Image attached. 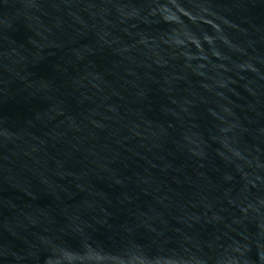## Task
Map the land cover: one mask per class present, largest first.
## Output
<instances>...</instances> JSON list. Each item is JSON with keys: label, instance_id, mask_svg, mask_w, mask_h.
Returning a JSON list of instances; mask_svg holds the SVG:
<instances>
[{"label": "water", "instance_id": "water-1", "mask_svg": "<svg viewBox=\"0 0 264 264\" xmlns=\"http://www.w3.org/2000/svg\"><path fill=\"white\" fill-rule=\"evenodd\" d=\"M0 160L77 264H264V0H0Z\"/></svg>", "mask_w": 264, "mask_h": 264}]
</instances>
